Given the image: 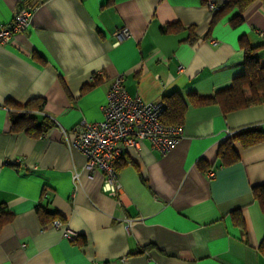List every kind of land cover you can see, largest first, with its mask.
I'll return each instance as SVG.
<instances>
[{"label": "crops", "instance_id": "0c3cea01", "mask_svg": "<svg viewBox=\"0 0 264 264\" xmlns=\"http://www.w3.org/2000/svg\"><path fill=\"white\" fill-rule=\"evenodd\" d=\"M212 1L219 10L225 0ZM29 6L36 7L29 26L0 43V264H264V210L253 194L264 185V140L234 142L233 162L218 155L228 131H264V103L224 111L190 100L245 73L241 37L264 65L262 2L234 24L237 8L213 21L217 10L205 0H0V25ZM123 28L129 35L119 39ZM119 73L130 95L152 101L178 93L188 108L184 137L168 153L143 140L125 155L112 195L71 143L81 120L104 118ZM32 99L52 126L38 136L14 132L8 101ZM40 204L59 212L64 226L43 224ZM64 228L77 237H64Z\"/></svg>", "mask_w": 264, "mask_h": 264}, {"label": "built area", "instance_id": "2783aa9c", "mask_svg": "<svg viewBox=\"0 0 264 264\" xmlns=\"http://www.w3.org/2000/svg\"><path fill=\"white\" fill-rule=\"evenodd\" d=\"M208 6L215 11L219 6L208 0ZM36 7H21L16 10L8 25H0V43L9 42L16 32L26 29ZM264 41V29L259 31ZM127 28L121 29L119 39L127 37ZM165 102L163 100L145 101L130 95L125 86V75L114 77L103 106L104 118L99 121L81 120L72 130L75 140L72 146L79 147L86 156L85 167L88 171L100 170L104 174L103 189L118 195L121 189L118 160L130 150H139L143 140H149L161 154L168 153L184 137L182 124L165 123L163 118ZM228 131L226 138L232 136ZM214 176V171L209 173ZM44 189L42 199L47 197ZM51 226H64L61 218L51 221ZM63 236L74 239L77 233L64 228ZM93 264H100L94 261Z\"/></svg>", "mask_w": 264, "mask_h": 264}, {"label": "trees", "instance_id": "16d2710c", "mask_svg": "<svg viewBox=\"0 0 264 264\" xmlns=\"http://www.w3.org/2000/svg\"><path fill=\"white\" fill-rule=\"evenodd\" d=\"M257 1L262 2L264 6V0H225L222 4L223 6L216 11L213 21H215V17L219 12L231 11L234 8H237L240 11L239 14L231 19L234 24H237L243 19L242 13ZM240 44L245 52V73L237 76L232 86L220 90L214 95L205 97L194 95L190 99L193 104L218 103L224 111H234L264 103V65L259 63L256 56L257 46L251 45L246 37H241ZM163 100L165 102V107L162 120L169 124H181L188 108L187 101L178 93H173L170 96L164 97ZM8 103L11 107L10 117L12 121V130L14 132L25 131L31 135L38 136L42 134L46 128L52 126L50 119L46 116L40 118L36 113L37 110L43 108V103L42 101L40 102L39 99H32L24 104L14 101H8ZM263 140L264 131L262 129L256 127L244 128L240 131L234 132L231 137L225 138V141L219 148L218 155L224 158L226 162H233L239 158L234 148V142L238 141L242 146L249 147L260 143ZM124 157L125 155L118 160V170L123 164L127 163V161L123 163ZM199 166L203 170H206V161L203 159L199 160ZM253 194L254 197L260 201L264 210V185L254 186ZM2 208L3 207H0V210ZM36 211L43 224L51 222L55 218H61L59 212L50 209L45 204L38 205ZM5 213L7 214V219L13 217L11 210H7ZM4 220L6 219H3L0 215V227L4 223ZM238 223L243 225L242 217L238 218ZM78 241L86 242V238L80 236ZM261 249L264 251V239L261 243Z\"/></svg>", "mask_w": 264, "mask_h": 264}]
</instances>
